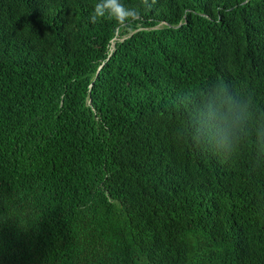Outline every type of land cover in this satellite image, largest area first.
Masks as SVG:
<instances>
[{
  "label": "trees",
  "instance_id": "1",
  "mask_svg": "<svg viewBox=\"0 0 264 264\" xmlns=\"http://www.w3.org/2000/svg\"><path fill=\"white\" fill-rule=\"evenodd\" d=\"M0 0V264H264V0Z\"/></svg>",
  "mask_w": 264,
  "mask_h": 264
},
{
  "label": "clouds",
  "instance_id": "2",
  "mask_svg": "<svg viewBox=\"0 0 264 264\" xmlns=\"http://www.w3.org/2000/svg\"><path fill=\"white\" fill-rule=\"evenodd\" d=\"M106 12L120 22H123L129 16H133V11L126 9L120 3V0H100V2L95 5L91 18L95 21L97 17L103 16Z\"/></svg>",
  "mask_w": 264,
  "mask_h": 264
}]
</instances>
